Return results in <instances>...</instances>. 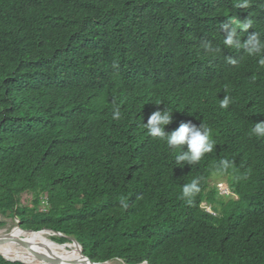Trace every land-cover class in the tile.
I'll return each mask as SVG.
<instances>
[{
  "label": "trees",
  "instance_id": "1",
  "mask_svg": "<svg viewBox=\"0 0 264 264\" xmlns=\"http://www.w3.org/2000/svg\"><path fill=\"white\" fill-rule=\"evenodd\" d=\"M240 2L0 0V215L76 239L94 263L264 264V138L250 133L264 122V66L221 30L250 17L264 41V0ZM165 106L167 132L211 130L198 163L180 168V149L147 135ZM225 180L233 195L213 186Z\"/></svg>",
  "mask_w": 264,
  "mask_h": 264
},
{
  "label": "clouds",
  "instance_id": "2",
  "mask_svg": "<svg viewBox=\"0 0 264 264\" xmlns=\"http://www.w3.org/2000/svg\"><path fill=\"white\" fill-rule=\"evenodd\" d=\"M248 4L249 0H241L238 6L243 8L248 7ZM252 26L253 21L250 17L244 19L239 17L231 18L229 22L221 26V30L224 33L223 44L230 49H242L248 55L260 56L259 64L264 66V41L261 40L258 33L248 32ZM245 32H248L247 38L241 40V34ZM202 47L206 51H216L211 43L207 41L202 44ZM226 60L229 64L236 62L232 57H227ZM113 68H118V64L114 62ZM230 100L231 98L225 95L220 100V107L227 108ZM113 115L114 118H119L120 109L118 106H114ZM173 115L174 113L165 106L162 111H154L149 116L147 123L143 122V127L147 129L148 136L163 140L170 150L174 151L179 148L180 152L175 156V162L177 165H181L180 168H184V165L191 166L196 164L206 154L211 153L214 149L215 141L211 139V130L203 123L197 126L191 121L183 122L176 130L170 133L167 132L165 129L173 123ZM250 133L258 138H264V122L253 123ZM220 166L228 169L231 166V162L227 159L222 160ZM181 188V198L186 200L188 204H192L195 196L201 191L200 181L199 179H192L191 182L183 183ZM121 207L122 209H127L128 204L122 200Z\"/></svg>",
  "mask_w": 264,
  "mask_h": 264
},
{
  "label": "bare ground",
  "instance_id": "3",
  "mask_svg": "<svg viewBox=\"0 0 264 264\" xmlns=\"http://www.w3.org/2000/svg\"><path fill=\"white\" fill-rule=\"evenodd\" d=\"M222 186V185H221ZM220 186V192L222 195H229V188L224 185ZM51 203V202H50ZM53 232L48 230L30 233L21 230L16 227L11 232H5L0 230V245L5 248L0 249V254H3L7 259L13 260L9 257L7 252L16 249L19 253L29 260L24 259L20 255L15 256L13 261H23L28 264H51V263H60V264H86L87 260L82 257L80 248L78 245H75L73 242L60 244L53 240L52 237H56ZM65 237V235H64ZM6 239V240H5ZM21 241L27 243L29 247L21 245ZM37 252L41 254L40 256H34L29 251ZM17 251V253H18ZM33 260V261H32ZM112 264V263H108Z\"/></svg>",
  "mask_w": 264,
  "mask_h": 264
},
{
  "label": "rangeland",
  "instance_id": "4",
  "mask_svg": "<svg viewBox=\"0 0 264 264\" xmlns=\"http://www.w3.org/2000/svg\"><path fill=\"white\" fill-rule=\"evenodd\" d=\"M216 184V186L218 187V189H220V186H224L226 185L229 188L230 194L229 195H233V193L231 192L230 186L227 183V181H222V182H213V186ZM221 186V187H222ZM32 199V195L27 194L25 197H23V204L24 205H29L30 204V200ZM18 222H20L16 217H8L5 218L2 215H0V230L1 231H5V232H11L13 229H15L16 227H18ZM53 240H57L59 241L61 238V236H56V237H52ZM22 246H24L23 244H21ZM5 248L4 246L0 245V249ZM37 252H39L37 250ZM112 264H125L124 262H122L121 260H114L112 262H110Z\"/></svg>",
  "mask_w": 264,
  "mask_h": 264
},
{
  "label": "water",
  "instance_id": "5",
  "mask_svg": "<svg viewBox=\"0 0 264 264\" xmlns=\"http://www.w3.org/2000/svg\"><path fill=\"white\" fill-rule=\"evenodd\" d=\"M18 228H20L21 230H23L22 227H21L20 222H18ZM23 231H25V230H23ZM48 231L53 232V233H55L56 235H59V236H61V237H64V235L61 234V233L54 232V231H52V230H48ZM26 232L37 233V232H34V231H26ZM69 239H70V241L73 242L75 245H78V246H79L82 257H84V259L87 260V263H86V264H102V263H94L93 261H91V260L86 256V254H85V252H84V248H83V246H82V245H81L76 239H74V238H69ZM5 240H6V239H5ZM21 244H23L25 247H29V246L27 245V243H25V242H23V241H21ZM0 255L3 256L6 260H8V261H10V262H21V263H24V264H28V263H25V262L20 261V260H18V261L9 260V259H7L3 254H0ZM109 263H110V262H109ZM52 264H60V263H52ZM104 264H108V263H104ZM144 264H145V263H144ZM146 264H148V263L146 262Z\"/></svg>",
  "mask_w": 264,
  "mask_h": 264
},
{
  "label": "built area",
  "instance_id": "6",
  "mask_svg": "<svg viewBox=\"0 0 264 264\" xmlns=\"http://www.w3.org/2000/svg\"><path fill=\"white\" fill-rule=\"evenodd\" d=\"M204 206H205V208H207V210H208L209 212H212V209H211L210 207H208L206 204H205Z\"/></svg>",
  "mask_w": 264,
  "mask_h": 264
}]
</instances>
